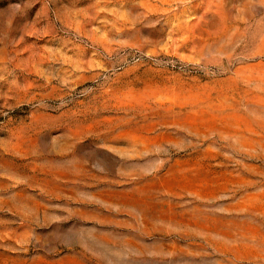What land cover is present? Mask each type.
I'll return each mask as SVG.
<instances>
[{"label":"rangeland","instance_id":"obj_1","mask_svg":"<svg viewBox=\"0 0 264 264\" xmlns=\"http://www.w3.org/2000/svg\"><path fill=\"white\" fill-rule=\"evenodd\" d=\"M0 264H264V0H0Z\"/></svg>","mask_w":264,"mask_h":264}]
</instances>
